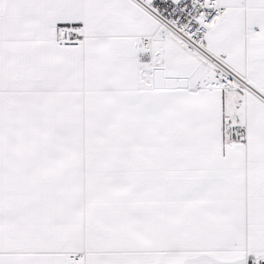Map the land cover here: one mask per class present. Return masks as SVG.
<instances>
[{
    "label": "snow or ice",
    "instance_id": "snow-or-ice-1",
    "mask_svg": "<svg viewBox=\"0 0 264 264\" xmlns=\"http://www.w3.org/2000/svg\"><path fill=\"white\" fill-rule=\"evenodd\" d=\"M0 264H264V0H0Z\"/></svg>",
    "mask_w": 264,
    "mask_h": 264
}]
</instances>
